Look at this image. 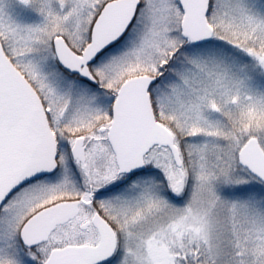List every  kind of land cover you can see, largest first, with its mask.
Instances as JSON below:
<instances>
[{
	"label": "snow or ice",
	"instance_id": "obj_1",
	"mask_svg": "<svg viewBox=\"0 0 264 264\" xmlns=\"http://www.w3.org/2000/svg\"><path fill=\"white\" fill-rule=\"evenodd\" d=\"M0 264H264V0H0Z\"/></svg>",
	"mask_w": 264,
	"mask_h": 264
}]
</instances>
